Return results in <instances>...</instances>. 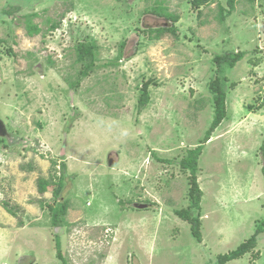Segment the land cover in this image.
Instances as JSON below:
<instances>
[{"label":"rangeland","instance_id":"obj_1","mask_svg":"<svg viewBox=\"0 0 264 264\" xmlns=\"http://www.w3.org/2000/svg\"><path fill=\"white\" fill-rule=\"evenodd\" d=\"M229 8L227 0H0V118L13 135L0 141V264H217L252 235L264 216V0ZM31 13L39 31L29 35ZM167 26L174 33L153 37ZM79 42L94 44L87 75ZM236 52L241 59L220 71L214 57ZM217 76L226 116L197 160L202 195L192 209L191 173L179 162L210 127L208 83ZM144 82L150 99L138 111ZM62 164L58 198L69 204L54 227L52 187L41 193L37 184H55ZM187 208L199 215L200 241L176 214ZM226 264H264V231Z\"/></svg>","mask_w":264,"mask_h":264},{"label":"trees","instance_id":"obj_2","mask_svg":"<svg viewBox=\"0 0 264 264\" xmlns=\"http://www.w3.org/2000/svg\"><path fill=\"white\" fill-rule=\"evenodd\" d=\"M207 0H192V4L199 6L201 3L206 2ZM235 0H227V4L230 8L234 7ZM230 8L228 11H230ZM35 13H31L30 15L26 16L25 22H26V29L27 33L29 35H32L39 31V28L36 24L32 23V16H35ZM31 16V17H30ZM172 20H175V17H172ZM50 27H55L53 23H51ZM164 30L171 31L174 33L173 27H161L157 29L154 38H158L160 33ZM149 32H152L151 28H148ZM78 55V60L83 63L84 69L80 72L81 75H87L88 71L92 70L94 67V44L91 42H79L77 46L75 47ZM242 57L241 52H236L233 55L231 54H224L220 55L217 54L214 58L217 65L219 66V70L222 71V65H225L227 68H231L234 66L235 62L240 60ZM77 83L74 82L73 85H76ZM208 88L211 92H213V101H214V117L212 122L210 123V127L206 131V134L202 140V144L196 146L194 149H190L187 151V154L180 160V166L182 169H188L191 173L190 177V189H189V196L191 198V207L192 209H199V203L200 198L202 195V191L200 190L195 177V172L197 169V160L201 154L203 144H205L209 140L210 133L213 131V129L218 126L221 121L226 116V90L223 87V80L219 78V76L215 77V79L210 80L208 83ZM149 93H148V83L144 82L142 83V86L140 88V96L138 98V111H141L144 109V107L149 102ZM0 141H3L5 145H8L7 138L4 136H0ZM261 149V157L264 158V142L260 147ZM62 171L63 173L60 174V178L58 181L54 184L53 180L50 179L46 180L44 178L38 179V186L37 190L38 192L43 193L47 188L52 187L53 191V197L55 200V205L50 206V221L51 224L54 227H59L61 224H63L64 217L66 215V210L68 206V199L64 198H58L60 196L63 187H64V177H65V164H62ZM263 176H264V165L261 167ZM261 206L264 210V197L263 201L261 203ZM4 208L6 211L12 215H14L16 212L12 208H7L6 205H4ZM192 209H185V210H176V214L181 217L182 219H185L190 222L191 224V230L194 236L197 238L198 241L201 240V232L199 229V215L193 213ZM264 231V216L260 219L258 222L256 229L252 233V235L240 243L235 249H232L228 251L227 253L218 255L217 264H226L228 261L237 259L242 257L246 252L251 250L255 244L256 239L260 233ZM55 241L59 248L60 240L57 234H55ZM57 256L61 258V254L58 251ZM62 264H66L65 261L62 260Z\"/></svg>","mask_w":264,"mask_h":264},{"label":"water","instance_id":"obj_3","mask_svg":"<svg viewBox=\"0 0 264 264\" xmlns=\"http://www.w3.org/2000/svg\"><path fill=\"white\" fill-rule=\"evenodd\" d=\"M5 123L3 122V120L0 118V136H5ZM65 146H67L66 144H64ZM114 162L113 160L109 157L108 158V165H112ZM147 205L146 204H136L134 207L135 208H142V207H146Z\"/></svg>","mask_w":264,"mask_h":264},{"label":"flooded vegetation","instance_id":"obj_4","mask_svg":"<svg viewBox=\"0 0 264 264\" xmlns=\"http://www.w3.org/2000/svg\"><path fill=\"white\" fill-rule=\"evenodd\" d=\"M5 128H6V125H5ZM13 135L7 130V128H6V130H5V136L4 137H6L7 139H9V138H11ZM110 156H107V158H106V161L108 160V158H109ZM138 202V201H137ZM137 202H134V201H131V203L130 202H128L129 203V205L128 206H130V208L132 207V208H135L134 206L137 204ZM141 203H143V204H146V205H148V207H150L151 206V204H150V202H148V201H140L139 202V204H141ZM147 207V206H146ZM144 208V207H143Z\"/></svg>","mask_w":264,"mask_h":264}]
</instances>
